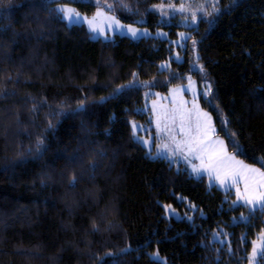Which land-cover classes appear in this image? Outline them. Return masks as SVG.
Returning <instances> with one entry per match:
<instances>
[{
    "label": "trees",
    "instance_id": "trees-1",
    "mask_svg": "<svg viewBox=\"0 0 264 264\" xmlns=\"http://www.w3.org/2000/svg\"><path fill=\"white\" fill-rule=\"evenodd\" d=\"M157 1L0 0V264H247L264 208L153 156L131 121L149 88L211 82L218 134L264 168V0H219L182 61L170 38L94 39L57 7L156 29Z\"/></svg>",
    "mask_w": 264,
    "mask_h": 264
},
{
    "label": "rangeland",
    "instance_id": "rangeland-1",
    "mask_svg": "<svg viewBox=\"0 0 264 264\" xmlns=\"http://www.w3.org/2000/svg\"><path fill=\"white\" fill-rule=\"evenodd\" d=\"M219 0H158L152 9L160 14V23L156 29H152L148 25H140L138 23H130L122 21L114 13L109 12L104 5L92 14H85L77 7L67 3H59L57 7L62 12L72 10L77 19L69 24L84 23L91 32L94 39L112 40L116 34L126 35L133 39H140L146 36H155L170 38L173 43L175 52L173 58L182 61L183 54H180V48L187 45L188 39L192 36L189 28L198 27L203 18L209 19L217 7ZM183 7V11H181ZM145 23V20H141ZM167 25L168 27H164ZM95 28L96 31H92ZM132 30L136 31V36L132 35ZM175 34V35H174ZM171 59L160 63L161 68L170 65ZM212 84L207 82L203 86H199L198 81L189 76L188 80L182 85L172 86L168 92H157L153 88L145 91L146 95V111L149 113L148 122L140 120H132L131 126L135 137L142 141L147 148V152L153 156L166 157L171 163L182 166L188 170L193 176L198 177L205 175L208 184H216L221 190L232 195V205H247L251 211L260 209L256 204L260 200L261 194H264V177L260 173H264V168L258 164H252L242 159L234 151L228 148L224 137L218 134V126L215 124L213 115L202 104V98L209 95ZM207 95V96H208ZM207 113L211 117V128L206 137V152L197 149L196 152H189L184 141L190 139L187 129L191 128V135H196V123L198 114ZM183 118V121H182ZM203 123V116H200ZM185 128V133L181 132V125ZM135 126V127H134ZM222 141L223 144L217 143ZM179 145V150L177 148ZM167 146V147H165ZM211 162L209 156L213 153ZM201 157L198 159L197 157ZM187 157V158H185ZM234 157V159H227ZM203 161V163H202ZM199 168L200 171H194ZM246 169H256L258 171H246ZM239 172L240 176L236 177L233 183L231 175L224 184H221L217 176L224 179L225 173ZM252 200L253 203H247ZM264 204V200H260ZM168 215H176V211L169 206H165ZM177 216V215H176ZM243 220L248 219V215H241ZM257 251L264 249V228L258 232L257 237L252 243L251 252L248 256L247 264H251L253 248ZM151 255L156 259L166 263L165 257L160 255L158 251ZM260 256L257 255L255 264H260Z\"/></svg>",
    "mask_w": 264,
    "mask_h": 264
},
{
    "label": "snow or ice",
    "instance_id": "snow-or-ice-1",
    "mask_svg": "<svg viewBox=\"0 0 264 264\" xmlns=\"http://www.w3.org/2000/svg\"><path fill=\"white\" fill-rule=\"evenodd\" d=\"M181 11H183V7H181ZM65 17L68 18L69 23H72V22H74L77 19L78 14H76L74 16L72 14V10H67V11L64 12V16H62L61 19H64ZM92 31H96V29L93 28ZM136 34H137L136 31L132 30V35L136 36ZM209 92H210V89H209ZM204 95L207 96L208 93L206 92ZM201 115L203 116V123H201V121H200V116ZM182 121H183V118H182ZM195 127H196V135H191V131H192L191 128L187 129V134L189 135L190 139L184 141V143L188 147V151L189 152H196L197 149H199L201 152H206L207 151V147H206L207 134L210 131H214V129L211 128V117H209L207 115V113L198 114L197 123H196ZM185 131L186 130H185V128L183 126V123H182L181 132L185 133ZM217 143H219L221 145L223 144L222 141H218ZM165 147H167V146H165ZM179 147L180 146L177 145L178 150H179ZM216 155H217V153H215V152L212 155H210L209 156V161L211 162V160L213 159V156H216ZM185 158H187V157H185ZM197 158L200 159L201 157L198 156ZM227 159L231 160V159H234V157H227ZM202 163H203V161H202ZM194 171L199 172L200 169L199 168H194ZM246 171L256 172L258 170H256V169H246ZM229 175H231L232 181H233V183H235L236 182V177L240 176L241 173H239V172L227 173L226 172L224 179H221L220 176H217L216 179H219L221 184H224L226 182V180L228 179ZM260 175L262 177H264V173H260ZM75 183H76V180H75V178H73L70 181V184L72 186H75ZM260 200H264V194H261ZM260 200H257L256 204H258L261 208H264V204H262L260 202ZM247 203L252 204L253 201L252 200H248ZM257 255H259L261 258H264V249H262L261 251L258 252L255 247L253 248L251 264H255Z\"/></svg>",
    "mask_w": 264,
    "mask_h": 264
}]
</instances>
